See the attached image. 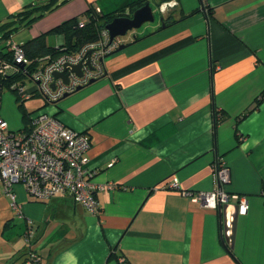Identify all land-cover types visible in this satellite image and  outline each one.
Here are the masks:
<instances>
[{"label":"crops","instance_id":"0c3cea01","mask_svg":"<svg viewBox=\"0 0 264 264\" xmlns=\"http://www.w3.org/2000/svg\"><path fill=\"white\" fill-rule=\"evenodd\" d=\"M45 1L0 0V26ZM136 1L66 0L30 26L31 38L89 6L105 15ZM147 2L159 21L119 37L125 47L103 59L94 83L56 104L24 103L89 136L99 213L69 195L35 200L16 184L18 213L0 187V264L23 263L28 225L38 264H264V96L254 106L264 92V0ZM165 2L176 5L161 11ZM48 35L49 46L63 44ZM218 158L229 168L223 189L246 196V215L233 200L220 211L168 187L175 178L181 190H215Z\"/></svg>","mask_w":264,"mask_h":264},{"label":"built area","instance_id":"2783aa9c","mask_svg":"<svg viewBox=\"0 0 264 264\" xmlns=\"http://www.w3.org/2000/svg\"><path fill=\"white\" fill-rule=\"evenodd\" d=\"M175 2H165L160 10L175 6ZM85 19H80L83 26ZM10 39V38H9ZM0 42L9 58L0 54V104L5 90L15 91L18 98L27 101L39 97L46 104H56L62 97L75 92L77 87H85L92 79L101 77L104 71L103 59L114 53L121 45L119 37L110 40L108 31L103 28L96 40L87 42L76 51L66 53L56 59L48 56L40 59L38 67H31L21 46L10 40ZM80 65L81 74L71 67ZM67 75V82L54 78L53 73ZM11 80L9 88L4 82ZM54 84V87L51 85ZM91 141L85 133L66 127L56 116L38 110L31 116L28 130L11 131L0 113V187L9 196L13 208L19 213L13 187L21 184L26 193L35 200L47 201L59 195H69L73 202L92 214L99 213V204L94 196L93 172L87 167L86 153ZM213 173L218 187L209 192L181 190L177 179H172L168 187L179 190L193 203L222 211V207L236 202L237 214L246 215V196L231 195L223 189L229 182V168L222 158L213 164ZM112 187V185H110ZM33 229L28 225L23 239L26 255L22 264H38L39 256L32 248ZM118 264H124L119 259Z\"/></svg>","mask_w":264,"mask_h":264},{"label":"trees","instance_id":"16d2710c","mask_svg":"<svg viewBox=\"0 0 264 264\" xmlns=\"http://www.w3.org/2000/svg\"><path fill=\"white\" fill-rule=\"evenodd\" d=\"M65 1L66 0H46L44 3L29 5L19 13L12 15L8 22L0 26V42L7 41L11 36V31H7L9 25L8 23L10 21L18 22L21 25H23V22L25 21V26L30 27L34 22L43 18L45 13L56 9L60 4ZM146 3H148L147 0H138L130 4L127 9H121L116 12L105 15L97 13L92 6H89L88 9L83 13V15L79 17L70 18L48 31L47 34L62 36V45L58 47L49 46L46 43L47 34H41L27 40L24 44L20 46L24 50L26 58L31 61V67H38L40 64L38 61L44 57L48 56L51 60L56 59L63 54L72 53L76 51L79 47H81L87 42L96 40L99 36V32L103 28H105V25L107 23H109L116 17H130L137 8L143 6ZM195 12L196 11H194L193 13ZM82 18L86 21L83 26H79V21ZM167 20L168 19L163 20L165 25H167ZM2 47L3 48H0V54L4 58H9L10 53L3 52L5 50V47ZM10 83L11 80L5 81L4 87L8 89ZM10 92L15 96L17 109L21 116L22 129L28 130L30 128L32 114H34L38 110H41V108L28 112L24 107L25 101L20 100L15 91ZM262 96H264V92H262L260 98L255 100L254 106H257L260 103ZM44 105L47 104L44 103ZM37 238L38 236H35L31 242L34 243Z\"/></svg>","mask_w":264,"mask_h":264},{"label":"rangeland","instance_id":"374dc122","mask_svg":"<svg viewBox=\"0 0 264 264\" xmlns=\"http://www.w3.org/2000/svg\"><path fill=\"white\" fill-rule=\"evenodd\" d=\"M46 14L47 13H45L44 16ZM159 19H160L159 13L155 12V22L154 23L158 22ZM154 23H145L139 29L130 30L124 36H121L120 38L122 40H125L126 38H128L131 35V33H133V32L135 33L137 31H140L143 27L153 25ZM8 24L9 25H8L7 31H11L10 32L11 36H10L9 40H10V42H12L13 45L20 46V45L24 44L27 40L31 39V36H32L31 27L25 26V24H26L25 21L23 22V25L19 24L18 22H14V21H10ZM55 39H56V36L53 34H50L47 37V41L50 44H53ZM6 99L8 100V103H9V111L7 108H5ZM2 100H3V107L1 108L0 113L3 116V118L7 121L8 125H9V129L11 131H17V130L22 129V123L20 122L19 115H18V112L16 110L15 96L11 92L5 90L2 94ZM39 103H40V98L38 99L37 97L33 98L32 100L25 101V105H26L27 109H29V110H31L32 107H34L35 105H37ZM5 111L12 114L14 123H12L10 121L8 116L5 114L6 113Z\"/></svg>","mask_w":264,"mask_h":264},{"label":"water","instance_id":"95a60500","mask_svg":"<svg viewBox=\"0 0 264 264\" xmlns=\"http://www.w3.org/2000/svg\"><path fill=\"white\" fill-rule=\"evenodd\" d=\"M155 21V15L153 11V7L146 3L143 6L137 8L130 17H116L109 23L105 25V29L109 33L110 40L112 41L114 38L124 36L128 31L139 29L145 23H153ZM125 47V45H120L115 51H120ZM72 71L76 74L80 75V65H74L71 67ZM54 78H61L63 81L67 82V75L54 72ZM96 79H92L89 81L87 85H90L95 82ZM54 87V84L51 85ZM83 87H77L76 91L81 90ZM70 94H65L62 98L68 97ZM237 212V206L235 207Z\"/></svg>","mask_w":264,"mask_h":264}]
</instances>
